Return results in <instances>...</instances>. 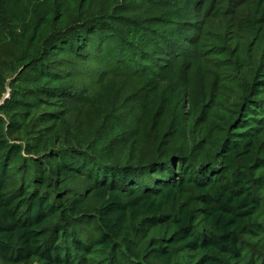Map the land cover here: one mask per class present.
<instances>
[{
  "label": "trees",
  "instance_id": "trees-1",
  "mask_svg": "<svg viewBox=\"0 0 264 264\" xmlns=\"http://www.w3.org/2000/svg\"><path fill=\"white\" fill-rule=\"evenodd\" d=\"M0 264H264V0H0Z\"/></svg>",
  "mask_w": 264,
  "mask_h": 264
},
{
  "label": "water",
  "instance_id": "water-1",
  "mask_svg": "<svg viewBox=\"0 0 264 264\" xmlns=\"http://www.w3.org/2000/svg\"><path fill=\"white\" fill-rule=\"evenodd\" d=\"M8 97V94H6L3 98H2V101L1 103Z\"/></svg>",
  "mask_w": 264,
  "mask_h": 264
}]
</instances>
